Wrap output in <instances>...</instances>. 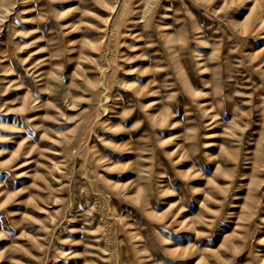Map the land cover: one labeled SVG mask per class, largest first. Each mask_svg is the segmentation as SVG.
<instances>
[{
	"label": "rangeland",
	"instance_id": "obj_1",
	"mask_svg": "<svg viewBox=\"0 0 264 264\" xmlns=\"http://www.w3.org/2000/svg\"><path fill=\"white\" fill-rule=\"evenodd\" d=\"M0 264H264V0H0Z\"/></svg>",
	"mask_w": 264,
	"mask_h": 264
}]
</instances>
